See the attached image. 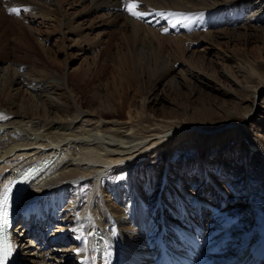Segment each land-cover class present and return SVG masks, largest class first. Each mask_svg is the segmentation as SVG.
I'll return each instance as SVG.
<instances>
[{
  "label": "bare ground",
  "instance_id": "1",
  "mask_svg": "<svg viewBox=\"0 0 264 264\" xmlns=\"http://www.w3.org/2000/svg\"><path fill=\"white\" fill-rule=\"evenodd\" d=\"M131 2L151 14L134 18L124 0H0V20L48 61L26 62L0 32V182L53 160L17 200L14 264H155L161 229L177 254L196 251L192 264L263 251L264 0ZM80 43L91 61L61 74L55 56ZM108 50L112 74L95 77Z\"/></svg>",
  "mask_w": 264,
  "mask_h": 264
},
{
  "label": "rangeland",
  "instance_id": "2",
  "mask_svg": "<svg viewBox=\"0 0 264 264\" xmlns=\"http://www.w3.org/2000/svg\"><path fill=\"white\" fill-rule=\"evenodd\" d=\"M1 22L2 21L0 20V23ZM3 22H2V24H0V28L3 25ZM4 23L6 25L4 24L3 25L4 27L2 26V29H0V32L2 30H4V29L5 30L8 29L9 31L8 30H6V31H8L9 35H8V39H6L7 43L3 42L4 40L2 42H3V44L6 43L5 45H9L10 46L9 48L12 50V52L14 54L16 53V55H18V56H24V54L25 55L27 54L29 57L27 55L24 56V57L27 58L26 59L27 61L26 60L25 61L28 62V63L35 62L38 59H41V61H43V62H48L46 57L44 56V54L37 47L36 43L31 39L30 33L26 30V28H24V26L19 25V24H15V23H12V22H7V21H5ZM42 24L43 23L39 22V20H36L35 24H33L32 27L33 28L34 27H39V29L41 28V31H43V29H44L43 32L48 31V28L45 25H44L45 26L44 27ZM14 27H15V30H14ZM109 29L110 28H108L107 30H109ZM51 34L54 35V33H51ZM25 41H26V43H25ZM58 41H59V39L57 38V35L51 36V39L49 41V45L50 46H54V45H56V43ZM112 42L113 43L115 42L114 44L117 43V45L119 47L123 48L124 44L122 42H118V40L116 38H113ZM27 43H28V45H26ZM5 45H2V46L4 47ZM255 45H257V44H250L249 47L252 48V47H255ZM57 46L53 47L54 48L53 51L58 52V47ZM80 46H81V48H84V50H86V51H84V50H83L84 52L83 51H81V52L78 51ZM89 48H92V47H90L87 43H82V44L80 43V44H77V47L75 45V46H73L72 49L68 48V50H65L68 53V55H69L68 57L62 56L61 52L57 56H55V59H57L59 65L61 67L60 69L62 70V72L60 71V73L63 74V75H66V74L74 75L75 72H79L82 69H84V67H86L87 63H89L91 61V57H92V54H90L87 51ZM205 48H207V50L210 52L209 55L207 54V56L209 58L211 56V51L212 50L210 49V46L207 45V44H199L198 46L193 47L192 50L193 51L195 50L196 52L200 51L202 53L203 50L205 51ZM107 52H105V55L103 53V55L101 57V60H103V61L98 62V64H99L98 68L99 69L94 71V76L95 77L98 76V75H102L100 77H102V79H103L105 77H108L109 74H112L111 73L112 71H110V67H108L105 70L101 71V68L103 67V64L106 63V61L108 60L109 50ZM111 54H113V51L110 53V55ZM34 57H36V58H34ZM28 58H29V60L31 59V62L28 60ZM123 67H124L123 77L125 79H127V80H130V81L134 82V78H135L134 76L136 74L134 72L133 66H131L128 63H125ZM206 67H207V72L211 73L212 68H214L212 66V61L208 62L206 64ZM127 68H129V69H127ZM143 74H144V77H148V76L152 75V74H150V72H147V71H144ZM97 80H99V77L97 78ZM70 86L69 87L72 88L73 95H74V90L77 92V96H82L83 93L85 92V88L84 87H81L83 90L81 88H76L75 89V82L74 81L71 83ZM200 104H202V103H200V101H199V102L193 103V106H201ZM232 163L233 162L230 163L231 167L229 166V171L230 170L232 171L234 169L235 165H232ZM226 166H228L227 162L225 163V168H226ZM193 184H194V182H192L191 180L189 182L188 181L186 182V186L187 187L191 186ZM228 197L229 196H226L224 201H223V208H225V207L227 208V206H228V204L230 202V201L226 200V198L229 199ZM209 199H210V197H209ZM242 202H245V201L243 200ZM225 203H226V205H224ZM238 203H241V202L239 201V202H237V204ZM237 204L233 202V205H237ZM206 221H207V219L205 221L203 220V222H205L204 224H207L208 221L207 222Z\"/></svg>",
  "mask_w": 264,
  "mask_h": 264
},
{
  "label": "snow or ice",
  "instance_id": "3",
  "mask_svg": "<svg viewBox=\"0 0 264 264\" xmlns=\"http://www.w3.org/2000/svg\"><path fill=\"white\" fill-rule=\"evenodd\" d=\"M125 10L136 19H144L146 16L150 15V12L147 11H138L139 7H142L141 4L137 2H131V0H124ZM28 9H23L27 11ZM8 11L11 14L19 15L22 9L17 7L9 8ZM157 15L164 17L166 14L164 12H159ZM176 13H167V16H174ZM164 32H167V29H164ZM3 117H0L2 119ZM37 174L35 169L29 170L22 174L20 181H10L7 185H4L3 189L0 190V229H3L9 222L10 216V207L13 201V187L17 183H27L32 180ZM13 246L9 242L0 243V264H9L10 257L13 254Z\"/></svg>",
  "mask_w": 264,
  "mask_h": 264
}]
</instances>
